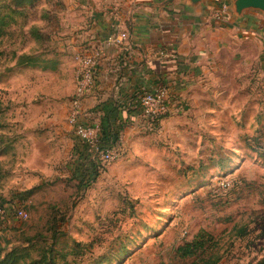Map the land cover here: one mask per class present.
<instances>
[{
    "label": "rangeland",
    "instance_id": "rangeland-1",
    "mask_svg": "<svg viewBox=\"0 0 264 264\" xmlns=\"http://www.w3.org/2000/svg\"><path fill=\"white\" fill-rule=\"evenodd\" d=\"M22 1L0 0V76L18 68L25 55L50 60L65 19L61 0H30L21 9L17 4ZM247 14L262 28V14ZM261 50L257 42L245 55L217 52L203 64L205 72L192 88L171 99L166 115L152 124L126 125L115 144L118 156L106 168L84 152L77 156L80 162L70 165L80 152L71 129L58 146L1 155L0 264H32L50 250L58 264H93L105 258L109 261L102 264H203L200 257L217 259V264L260 260ZM4 88L2 83L0 131L24 127L16 118L19 111L25 122L34 118L31 126L42 129L39 97L17 103ZM64 94L65 101L70 99L67 90ZM64 108L67 118L68 106ZM225 183L228 187L222 189ZM15 210L27 218H16ZM202 235L209 239L206 253L187 259L175 255L179 246ZM122 246L124 253L111 257Z\"/></svg>",
    "mask_w": 264,
    "mask_h": 264
},
{
    "label": "crops",
    "instance_id": "crops-1",
    "mask_svg": "<svg viewBox=\"0 0 264 264\" xmlns=\"http://www.w3.org/2000/svg\"><path fill=\"white\" fill-rule=\"evenodd\" d=\"M164 1L61 0L65 19L53 40L56 48L49 62L19 65L0 76V85L5 84L4 91L15 102L39 97L42 129L31 126L34 118L25 122L19 111L16 118L24 127L0 131V156L15 150L30 154L38 145L58 146L69 134L63 119L70 99L63 97L65 90L69 98L74 91L76 56L100 53L96 83L82 109L104 130L120 136L127 124L143 121L133 109L135 95L162 85L172 99L192 88L205 72L203 64L213 61L219 51L245 55L258 42L264 55V24L258 28L247 12L236 19L228 7V15L217 23L211 16L218 0H202L192 7L179 2L162 5ZM118 33H125L127 39L114 45L111 40ZM78 161L75 156L70 165Z\"/></svg>",
    "mask_w": 264,
    "mask_h": 264
},
{
    "label": "built area",
    "instance_id": "built-area-1",
    "mask_svg": "<svg viewBox=\"0 0 264 264\" xmlns=\"http://www.w3.org/2000/svg\"><path fill=\"white\" fill-rule=\"evenodd\" d=\"M228 12V3L225 0H219L211 19L220 23ZM126 39L125 33H118L111 42L114 45H120ZM99 58V52L75 57L77 66L74 72V91L69 102L67 122L76 140L87 149L92 160L99 162L98 167L102 169L117 158L118 148L115 146L107 148L102 145L99 123L93 119L92 114L85 113L82 109L84 99L95 86ZM170 102L168 89L162 85H156L149 91L135 95L133 109L138 112L144 122L152 124L168 113ZM221 187L226 189L228 184H222ZM14 215L20 220L27 218L22 210H15Z\"/></svg>",
    "mask_w": 264,
    "mask_h": 264
},
{
    "label": "trees",
    "instance_id": "trees-1",
    "mask_svg": "<svg viewBox=\"0 0 264 264\" xmlns=\"http://www.w3.org/2000/svg\"><path fill=\"white\" fill-rule=\"evenodd\" d=\"M29 1L30 0H25L17 5L21 9H23L24 6L26 7V4L29 3ZM19 60L20 61L17 62V65L30 66V65H34L37 63V60L34 57H30L26 55L22 56ZM100 136H101L100 140H101L102 145L107 148H111L115 146V144L119 141V138H120L117 132L104 130L101 124H100ZM75 142L77 145L80 146V147L78 146L80 148V152H77V153L75 152L74 155L79 156V158L83 157L82 154L83 152L87 153V149L84 146H82L77 140ZM77 151H79V149ZM30 192L31 191H28L27 194ZM208 243H209V239L206 236L202 235L199 238L196 237L192 241L185 243L182 246H179L175 251V255L180 259L196 258L198 256L200 257V255H203L204 253H206V250L208 249L206 248V246ZM124 251H125V247L122 246L121 250H119L116 254L114 253V255H112L111 257L115 258L119 255H122ZM55 255H53L52 251L50 250L49 252L45 253V256H42L43 259L31 262V263L32 264H58L55 261ZM200 259H202L201 261H203V264H217L218 262L217 259L211 260V261L208 258L204 259L200 257ZM103 261H109V259L105 258L100 261L97 260V262H94L93 264H102ZM5 263L2 262L1 264H5ZM192 264H196V263H192ZM255 264H264V255Z\"/></svg>",
    "mask_w": 264,
    "mask_h": 264
},
{
    "label": "water",
    "instance_id": "water-1",
    "mask_svg": "<svg viewBox=\"0 0 264 264\" xmlns=\"http://www.w3.org/2000/svg\"><path fill=\"white\" fill-rule=\"evenodd\" d=\"M202 0H165L162 5H169L174 2L187 3L188 5L195 6ZM228 7L236 19H241L244 12L256 11L263 15L264 18V0H229Z\"/></svg>",
    "mask_w": 264,
    "mask_h": 264
}]
</instances>
